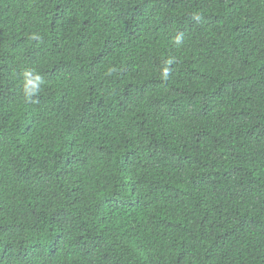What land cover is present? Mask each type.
I'll use <instances>...</instances> for the list:
<instances>
[{
    "label": "trees",
    "instance_id": "16d2710c",
    "mask_svg": "<svg viewBox=\"0 0 264 264\" xmlns=\"http://www.w3.org/2000/svg\"><path fill=\"white\" fill-rule=\"evenodd\" d=\"M0 264H264V0H0Z\"/></svg>",
    "mask_w": 264,
    "mask_h": 264
},
{
    "label": "clouds",
    "instance_id": "9594fccd",
    "mask_svg": "<svg viewBox=\"0 0 264 264\" xmlns=\"http://www.w3.org/2000/svg\"><path fill=\"white\" fill-rule=\"evenodd\" d=\"M33 39H39L38 36H33ZM24 77V99L31 102L32 99L37 96L41 91V85L44 83L41 76L34 71H25Z\"/></svg>",
    "mask_w": 264,
    "mask_h": 264
}]
</instances>
